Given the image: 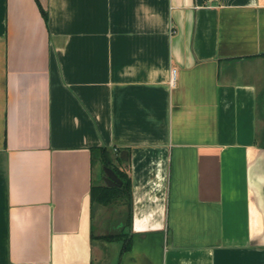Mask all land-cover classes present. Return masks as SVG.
<instances>
[{"label":"crops","instance_id":"crops-1","mask_svg":"<svg viewBox=\"0 0 264 264\" xmlns=\"http://www.w3.org/2000/svg\"><path fill=\"white\" fill-rule=\"evenodd\" d=\"M0 264H264V0H0Z\"/></svg>","mask_w":264,"mask_h":264},{"label":"trees","instance_id":"trees-1","mask_svg":"<svg viewBox=\"0 0 264 264\" xmlns=\"http://www.w3.org/2000/svg\"><path fill=\"white\" fill-rule=\"evenodd\" d=\"M103 154L101 160V172L102 166L109 165L113 168L116 175L121 180V185L119 186H107L105 183L103 184H92L91 187V200L93 204H103L105 206H109L114 202L120 200L122 204H124L127 209L130 208V199H131V182L129 176L122 170L118 169L115 166H112L110 163V159L108 158L106 149H101ZM117 159L123 160L120 157V154L117 156ZM108 239L116 238L115 235L113 236H105Z\"/></svg>","mask_w":264,"mask_h":264},{"label":"water","instance_id":"water-1","mask_svg":"<svg viewBox=\"0 0 264 264\" xmlns=\"http://www.w3.org/2000/svg\"><path fill=\"white\" fill-rule=\"evenodd\" d=\"M126 155H127V152L125 150L121 151L120 157L124 161H126ZM102 170H103V175L101 176V178L107 186H119V185H121V180L116 175V173L114 172V170L111 166L104 165V166H102Z\"/></svg>","mask_w":264,"mask_h":264},{"label":"rangeland","instance_id":"rangeland-1","mask_svg":"<svg viewBox=\"0 0 264 264\" xmlns=\"http://www.w3.org/2000/svg\"><path fill=\"white\" fill-rule=\"evenodd\" d=\"M103 175V172H101L100 171V168H99V171H97V177L99 176H102ZM98 177V178H99ZM115 210V207H113V208H110V206H108V207H103L102 209H101V216H100V218L102 217V218H106V225H107V228H106V231L107 232H111L112 230H111V228H110V226L112 225L111 223H112V221H113V215L115 214L113 211ZM113 257H114V253L112 252V254H111Z\"/></svg>","mask_w":264,"mask_h":264},{"label":"built area","instance_id":"built-area-1","mask_svg":"<svg viewBox=\"0 0 264 264\" xmlns=\"http://www.w3.org/2000/svg\"><path fill=\"white\" fill-rule=\"evenodd\" d=\"M174 78H175V69L172 71V76L170 78V84L172 85L174 83Z\"/></svg>","mask_w":264,"mask_h":264}]
</instances>
